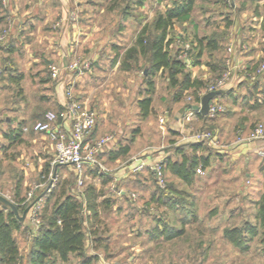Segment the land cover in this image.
I'll list each match as a JSON object with an SVG mask.
<instances>
[{
    "label": "crops",
    "instance_id": "0c3cea01",
    "mask_svg": "<svg viewBox=\"0 0 264 264\" xmlns=\"http://www.w3.org/2000/svg\"><path fill=\"white\" fill-rule=\"evenodd\" d=\"M46 1L8 0L5 5L7 9L5 21V23L7 22L5 25L7 31L4 39L9 38L14 44L9 51L0 50V113L4 111L8 112L3 119L1 118L5 127L0 128V130L2 129L0 134L5 137L4 139L8 143L12 142V140L8 136H5L4 132L9 127L16 126L20 122H25L26 125V123L29 124L32 120H36L37 115L42 112L41 109L45 107L44 103H52L58 111L64 108L67 102V97L63 89L64 81H58V79L66 72L67 68L69 69V64L73 62H70V60L74 59L78 61L81 58L84 61L90 60L88 61L90 63H92L91 60H122V55L127 48L134 44L142 26L151 24L155 17L154 14L149 20L142 23L144 15L138 10L127 8L124 11L115 13L114 23L101 24L96 22L97 19L107 13L103 9L99 11L89 10L86 15L88 19L86 20L87 28L82 32L83 35H81L82 38H80L81 41L79 42L75 36L78 30L82 29L77 24L70 23L66 20L67 16L72 13L70 12V0H55L57 3L56 6L50 3L46 4L49 8L44 7ZM98 1L103 2L104 0H89L91 4H96ZM130 1L132 2L133 0ZM263 1L256 0L257 3L261 4V10L252 9L248 11L247 4L245 7L240 8L239 11H234L232 15L228 10H219V13H223V18L229 15L231 22L225 27L223 24H219V30L213 32V34L218 35L216 38L217 45H221L220 42H222L224 52L227 43L230 41L234 43L235 48L240 46V44L245 46L240 55L238 53L235 55L233 62L236 67L231 73L229 82L211 100L224 105L225 109L223 113H219L213 118L205 119L204 121L199 119L195 114L191 120L186 121L183 113L180 112V109L184 107L183 104L186 102L182 103L181 101V104L178 106L175 105L174 113L173 108L166 105L165 110L167 112L163 116L164 121L160 123L162 128L172 134V137H176L174 142L178 143V145L193 142L190 138V129L188 128L193 123H198L203 127L209 126L215 133L217 137L216 143L197 142L200 146L195 150L196 154H202L208 157V165L204 167V171L207 172L205 179L210 184L193 186L191 184L186 185L180 183L184 185L181 187L174 185V188L171 191L168 190V192L170 195H175V199L171 202H163L160 204L157 202L158 208L167 211L166 216L159 217V220H152L150 226L144 228V231L141 232L139 226H136V224L134 225L137 227V230H134V228H125L124 225L114 223L117 216L121 217L122 212L127 209L126 195L129 189L125 187L126 184L137 182L135 176L126 170L127 166L132 165L133 158L123 168L119 167L114 171L107 168L105 164V162L118 160L120 157L110 158L108 154L118 147L117 138L114 137L113 140L107 142L99 152V160L103 170L99 171L96 175L94 171L85 170L83 173L82 185L80 184L82 187L77 185L73 190V194L84 201L86 199V194L83 191L85 178L102 175H108L110 178L109 190L107 188L105 193H109L111 197L108 207L113 218L110 217V214L107 215L101 212L99 208L101 206L100 203L106 199V194L99 191L100 188L92 184L97 192L94 200L98 204L97 207L99 210L100 237L96 241L91 242V239L87 235L84 249L87 255L97 256L96 264H101V261L107 264H131V258L135 255L139 256L135 252L140 249L142 251L143 248L140 246L141 243L130 244L126 236L135 238L138 241H140V238H143L147 242L149 240L164 242L181 236L185 239V250L188 251L187 255L200 258L211 256L218 247V241L230 244L234 247L235 251L241 250L226 239L223 235V230L227 227H241L245 229L247 226L256 223V220L252 222V219L247 217L241 218L239 222H227L230 221L229 219L237 211L235 207L229 206L230 202H232V197L234 199L238 196L246 202L255 201L249 195L254 191L253 186L244 185L241 182V170L243 171V176L249 179L253 178V173H256L259 179L264 175V157L257 153V149L264 146V140L238 139V131H240V137H245L253 123H264V70L261 72L257 71L258 65L260 64L259 58L261 57L259 48L264 47ZM26 3H30V5L25 6ZM142 3L143 0H138L140 9L143 6ZM164 10L165 7L160 12ZM50 11L54 15L53 18H51ZM212 15V13H209L206 15V18L209 20ZM238 16H240L239 20ZM77 20L81 21L82 17L78 16ZM238 21L241 24H238ZM177 23L182 24L183 29L175 30L177 34L175 37L176 40L179 38L186 40L187 35L191 37L194 35H209L208 33L200 34L201 30L198 28L196 22H193L192 27L188 28H186V25L189 23L188 21L176 22L174 27H176ZM259 31H262L261 37L258 35ZM170 46L172 48L173 43ZM45 60H47V64H54L58 68V75L55 78L51 76L50 68L47 70L49 73L48 80L55 82L52 85L40 80L43 74L41 67L46 64ZM199 62L200 60L197 63ZM197 63L190 62L187 65L185 64L186 68L189 67L188 71L190 72L191 78H195ZM207 63L209 62L205 64L201 63L204 76H207L211 72L210 67H207ZM210 63L213 62L210 61ZM88 69L87 71L90 72L91 67ZM79 70H81L80 67L72 71L70 77H66L70 86H75V79L80 73ZM18 74L21 76L19 81L15 80ZM156 78L157 74L154 76V80ZM73 96L86 104L85 100L76 96L74 93ZM170 101L173 105L176 104V101ZM152 102L151 108L153 105ZM60 122L62 123V121ZM164 122H166L165 125ZM63 124L65 126L67 125L66 122ZM29 131L36 134L31 138V146L36 151L35 153L38 154V151L45 149L51 152V158H53L54 148L48 135L43 132ZM98 131L99 127L97 129L95 127L94 135H92L93 139L96 138L94 136H96ZM27 133L28 131L23 130L20 140ZM104 135L106 134L99 136L102 137ZM37 139L40 140L37 142ZM186 150L190 153L188 149ZM170 152L169 150H159L153 157L150 155L146 156L163 160ZM31 156L33 157L34 155L32 154ZM172 159L178 160L179 154L172 153ZM63 166H69L73 170L70 165ZM219 166L226 167V169L229 168L230 170L229 181L232 183L228 186H217V181L212 180L210 177L214 169ZM200 171L201 168L196 169L194 175L196 181L198 180V172ZM74 175L76 178L75 172ZM256 180L258 181V179ZM180 181L183 182L182 180ZM175 191L177 193L174 194ZM254 192H258V190ZM158 193V190H156L155 197L158 196ZM119 194H123L124 196H120ZM259 194L260 192L258 193V199L261 195ZM252 196L254 195L252 194ZM223 200L224 202H222ZM220 202L223 204H220ZM239 208H243V206L241 205ZM133 209L135 210L134 206ZM85 211L90 217L91 210L85 207ZM177 213L179 214L177 215ZM223 213L226 216L224 221H227L225 225L221 222L223 218H218L219 215H224ZM132 216L135 218L136 215L122 216V220L125 223L130 219L132 221ZM254 218L255 216H253V220ZM172 229H181L182 232L180 235L167 239L166 233L168 234L169 230ZM254 237L248 239L246 235V238L249 240L247 245H249V242ZM118 238H121V242H117L119 240ZM98 241L99 243H103L102 246H106L105 250H109V247L116 245L118 247L116 246L113 251L105 252L102 246H96ZM247 249L248 246L246 247ZM132 251L135 252L132 254Z\"/></svg>",
    "mask_w": 264,
    "mask_h": 264
},
{
    "label": "rangeland",
    "instance_id": "374dc122",
    "mask_svg": "<svg viewBox=\"0 0 264 264\" xmlns=\"http://www.w3.org/2000/svg\"><path fill=\"white\" fill-rule=\"evenodd\" d=\"M99 2L100 1H98L96 4H91L89 0H70V12L72 13L67 16L66 20L70 23L77 24L78 27L82 29H79L75 36L76 40L79 42L81 41L80 38H82L81 35H83L82 32H84L87 28L86 20L88 19L86 18V15L88 14L87 12L89 10L99 11L103 9L107 14L101 15L102 17L98 18L96 22L107 24L115 22V13L124 11L127 8H133L144 15V20L142 21V23H144V21L149 20L154 14L160 12L164 9V7L168 6L171 0H143V6H141V9L139 8L138 0H133L132 2L130 0H104L103 2ZM49 3L54 6L57 5L55 0H47L44 4V7L49 8V6L46 5ZM135 3L137 4L135 5ZM246 4L248 5V11H251L252 9L261 10V4L257 3L256 0H216L214 2L213 0H195V7L192 10V22H189L186 25V28L192 27L193 22H196L198 28L201 30L200 34L208 33L209 37L217 38L218 35L213 34V32L219 30V24H223L225 27L229 25V22H231L229 15L223 18V13H219V10H228L232 15L234 11H239L240 8L245 7ZM29 5L30 3H26L25 6ZM209 13H212L213 15L208 20L206 15ZM110 14H112V16H110ZM50 15L51 18H53L54 15L51 13V11ZM78 16L82 17L81 21L77 20ZM239 17L240 16H238V20ZM6 23L0 25V31L6 28ZM238 24H241V22L238 21ZM174 26L172 30H170L171 32L169 34V38L172 37L171 43H173V47L170 48L169 53L173 55L178 49V42L175 39L177 35L176 31L183 29L182 24L177 23L176 27ZM258 35L261 37L262 31H259ZM186 38V40L182 38L181 39L185 40L191 45V48L188 50V54L190 55V60H193L197 48L194 45L195 43L193 42V36L191 37L187 35ZM256 38L258 39L259 37ZM220 43L221 45L212 49L204 46L202 48L201 56L198 59L200 62L196 64L197 70L195 71L194 77L202 80L206 86L211 84L219 75L223 64V56L226 57L227 55L226 51L224 52L223 43ZM234 49L237 50L238 47L235 48L234 46ZM259 50L261 52V59L259 58L261 62L264 57V47L259 48ZM241 52L242 50H238V55H240ZM144 60L145 58L141 56L135 62L130 61V68L128 69L122 66L123 60H91L92 63L89 62V67H91L90 72L87 71L89 69L79 70L80 73L75 79V86H70L66 79V77H70L71 72L74 71L72 69L70 70V68H67L66 72L60 76L61 78L58 79V81H64V93L66 92L67 88H70L72 94L74 93L76 96H79L85 100L86 106L89 109L95 111L96 129L99 127V131L94 137L98 138L100 137L99 135L111 133L115 138H117V144H129L130 149L127 154L120 156L118 160L105 162L107 168L111 169L112 171L117 170L119 167L123 168V166L126 165L127 162L133 157L145 155H150L153 157L159 150H172L174 145H178V143L174 142L176 137H172V134L168 133L166 129L162 128L160 124L161 122L159 121V117H163L167 112L165 110L166 105L172 107L174 113L176 108L175 105L178 106L181 104L180 100L176 101V104L174 105L170 101V98H172V96L177 91L175 88L169 85L166 78V73H163V71L158 72L157 78L154 80L155 92L153 94V105L151 112L146 117H143L140 114L137 101L143 96L146 86L144 68H146L147 65L145 64ZM45 61L47 62V60ZM72 61L74 62L75 60H70V62ZM78 61L83 62L84 60H81L80 58ZM210 61L216 64V66L215 68H211L207 63V67H210L211 72H209L207 76H204V70L201 68V63L205 64L206 62ZM49 65L50 64H47V67L46 64H44L43 67H41L43 77L47 78L49 76L47 71L49 70ZM188 68L185 70H188ZM47 83L52 85L55 82L48 80ZM191 90L193 89L191 88L188 90V93L185 94H189ZM185 94L182 103L186 102L188 99V95L186 96ZM44 106L45 107L41 109L42 112L45 110H52L58 113V109L52 103H44ZM6 114H8V112L4 111L0 113V119H3ZM2 119L0 120V128L5 127ZM34 121L35 120H32L29 122V124ZM165 124L166 122H164V125ZM188 128L190 129L189 132L191 133L193 130H201L207 127L200 126L198 123H193L192 125L188 126ZM35 135L36 134H33L32 131L28 130V133L25 134L21 140L8 143L5 141V137L0 134V194L13 201L12 197L13 192L16 189V182L18 179L21 180L17 190L19 196L23 198L21 203L25 204L24 208L36 197L40 196L37 200L39 205L37 209V218L41 222V216L46 215L49 212L50 206L54 200L53 193L58 190V187L63 182H65L66 191L73 193V190L77 187V183L74 172L69 166H60L56 171H54V168H51V152L42 149L41 151H38V154L35 153L36 151L31 146V138ZM38 140L40 139H37V142ZM32 154L34 155L33 157L31 156ZM46 163L49 164L50 173L43 171L44 165ZM164 171L167 179V185L173 184L180 187L184 186L183 184H180L184 182H181L176 177L169 175L166 168ZM229 171V168L226 169V167L219 166L214 169L213 174H210V177L212 180L217 181V186H228L232 183L229 181ZM241 174V182L244 185L253 186L254 191L258 190V192L253 191L252 194L254 196L249 194L251 195L250 198H254L255 200L251 202L241 200V198L238 196L234 199L232 197V202H230L229 206L235 207L237 211H235L232 217L229 219L230 221H224V218L226 217L225 213H223L224 215L222 216L217 215L218 218H223L221 222L224 225L227 223L239 222L241 218L244 217L252 219V222L256 220L255 218L253 220V216L255 215L257 208L258 193L260 192L261 194L264 192V180L262 176L259 179L256 173H253V178L250 179L243 176L242 170ZM198 175L199 177L197 181L194 179V176L190 183L184 184L200 186L208 183L205 179L207 172L204 171V168H201V171L198 172ZM109 179L110 178L108 175H105L104 177L93 176L91 178H85L83 187L88 184H94L100 188L99 191L105 193L107 188L109 190ZM136 179L138 183H127L125 186L129 189V192H127L128 196L126 198L127 209L122 212L123 217L128 215L136 216L135 218L132 216L133 220L131 221L130 219L126 223L124 220H122V216H117V218L115 217L116 219L114 220V223L117 225H124L125 228H134V230H137L136 226H139L142 232L144 231V228H148L150 226L153 216L158 214L160 217H165L167 211L158 208L159 206L156 205V201L150 198L151 194L156 192V190H159L150 169L147 168L146 170L137 174ZM256 179H258V181ZM208 184H210V182ZM52 191L54 192L52 193ZM131 192L135 193L136 196L132 197ZM44 193H50V196L45 199ZM105 194L107 199H111L109 193ZM222 202H224V200ZM222 202H220V204H223ZM241 205L243 208H239ZM133 206L135 210L133 209ZM99 208L104 209V212H106L105 214H110L109 207H104L101 205ZM22 211L19 210V213L21 214ZM178 214L179 213H177V215ZM171 215L173 214L171 213ZM110 217L113 218L111 214ZM134 224H136V226ZM32 231L33 230L30 227V220L28 218L27 212L26 217L22 221V226L18 229L12 230L13 237L18 246L17 264L28 263L27 254L31 247V236L33 234ZM259 231L261 232V229ZM143 236L146 237L144 234ZM126 238L129 240L130 244L141 243L140 246L143 248L142 251L141 249L137 252L132 251V254L135 252L139 256H133V258H131L132 260H130L131 264H264V235L260 233L249 242L247 250L235 251L234 247L230 244L218 241V247L214 253L211 256L205 258L187 255L188 251L185 250V239L181 236L164 242L155 240H149V242H147L143 238H140V241H138L130 236H126ZM118 239L119 240L117 242H121V238ZM116 246L109 247V250L104 251H113ZM78 263L79 259L73 254L69 255L68 261L66 262H60L59 260L55 259L54 255H50L47 259V264ZM0 264L4 263L0 261ZM101 264L107 263L101 261Z\"/></svg>",
    "mask_w": 264,
    "mask_h": 264
},
{
    "label": "trees",
    "instance_id": "16d2710c",
    "mask_svg": "<svg viewBox=\"0 0 264 264\" xmlns=\"http://www.w3.org/2000/svg\"><path fill=\"white\" fill-rule=\"evenodd\" d=\"M194 2L195 0H171L163 12L155 14L151 24H145L142 26L134 44L127 48L122 55V66L126 69L130 68V61H137L139 56L145 58L144 61L147 65V67L144 68L146 86L143 96L137 101L140 114L143 117L149 115L152 110L151 102L155 91L154 76L158 72L163 71V73H166L169 85L176 89L177 92H175L171 98L173 101H182L184 94L188 93V90L191 88L193 89L189 92V94H185L186 96L188 95L189 98L183 106L198 103L200 101L199 92L206 90V85L202 80L191 78L190 72L185 70L186 65L184 61L176 57L177 50L174 55L169 53L172 41V39L169 38V32L176 22H192L191 11L193 9ZM6 17V6L4 5L3 0H0V25L5 23ZM193 40L197 51L194 59L191 60L192 63L198 62V58L201 56L202 48L204 46L211 49L218 46L216 38H211L209 35H194ZM13 45V42H11L9 38L4 39L0 41V50L9 51ZM45 63L47 64V62ZM208 64L211 68H215L216 66L214 63L209 62ZM224 67L225 57L223 56V64L219 74L223 71ZM48 77L46 78L41 76L40 80L42 82H47ZM20 78L21 76L18 74L17 79L15 80L19 81ZM45 111L39 113L37 115V119L41 118ZM195 114L202 121L213 118L208 115H202L198 111H196ZM256 123H253L251 128ZM24 125L25 122H20L16 126H11L6 132H4V135L8 136V138L12 141H18L20 140ZM95 127L92 135H94ZM208 127L209 126H207V128ZM197 142L202 141L193 140V142L185 145H174L172 150H169L171 151L170 154L162 160L163 173L166 168L169 175L179 178L184 183H190L196 173V169L204 168L208 165V157L195 153V150L200 146ZM129 149V144H118V147L108 154L110 158H115L127 154ZM186 149H188L190 153H188ZM172 153L179 154V159L173 160ZM96 157L100 162L99 153H97ZM60 166L63 165H58L56 170ZM147 168L148 167L146 166L141 170L131 172V175H134L136 178L137 174ZM49 169V164L46 163L43 171L48 173ZM85 170L94 171L95 175L100 171L99 166L88 163L84 165L83 173ZM102 176L104 177L105 175ZM164 176L166 187L158 190V196L155 197V192L150 195V198L156 201V205L157 202L160 204L163 202H171L175 199V195H170L168 192V190L171 191L174 188V185H167L165 173ZM20 181L21 180L18 179L16 182V189L14 190L12 197V202L16 205L18 211H22L25 206L24 203H21L23 198L19 196L17 190L20 185ZM83 191L86 194L85 201L83 199H79L72 192L66 191L65 182L58 187V190L55 193L52 191L54 200L50 206L49 212L46 215L41 216V222L39 223L38 229L34 231L31 236V247L27 254V264H47V259L50 255H54L55 259L60 262H66L71 254L75 255L79 259L78 264H96L97 256L87 255L85 253L84 245L87 235L89 236V239H91V242L96 241L100 237V218L98 217L99 210L97 207L98 204L94 200L97 196V192L92 184L84 186ZM175 193H177V191H175L174 194ZM119 195L124 196L123 194ZM49 196L50 193H44L45 199ZM106 199H104L100 205L108 207L110 199ZM85 207L91 210L90 217L86 213ZM102 210L103 213H106L104 212V209H101V212ZM254 216L256 223L247 226L245 229L241 227H227L223 230V235L226 239L233 245L239 247L241 250H246V247L248 246L247 243L249 241L248 239L259 233L264 235V192L261 193L260 198L257 201V208ZM159 217L160 216L156 214L152 217V220H159ZM21 226L22 221L18 219L14 212L10 208H2L0 203V261L4 264H17L18 246L13 237L12 230L18 229ZM260 229L261 232L259 231ZM181 232V229L169 230L168 234L166 233V238L168 239L180 235ZM246 235L248 236V239L246 238ZM102 245L103 243H99V241L96 244L97 247ZM102 247L105 250L106 246Z\"/></svg>",
    "mask_w": 264,
    "mask_h": 264
},
{
    "label": "built area",
    "instance_id": "2783aa9c",
    "mask_svg": "<svg viewBox=\"0 0 264 264\" xmlns=\"http://www.w3.org/2000/svg\"><path fill=\"white\" fill-rule=\"evenodd\" d=\"M7 0H3L4 5H6ZM7 28L0 31V41L4 39ZM177 39L178 49L176 52V57L184 61L187 65L191 62L188 50L191 45L184 41ZM244 45L240 44L238 49H234V43L232 41L228 42L226 45V57H225V67L223 71L214 79V81L206 86L205 91H200L199 96L207 91L216 90L223 88L227 85L230 80V76L236 65L233 60H235V55L238 50H243ZM88 69L89 62L87 61H74L69 64V68L75 69ZM51 76L55 78L58 75V68L54 64L49 65ZM264 70V57L260 64L258 65V72ZM65 95L67 97V102L61 111L55 112L52 110H47L44 112L43 116L30 124L23 126V130H33L36 132H43L50 138L53 148L54 157L52 158L50 165L54 168L56 165H70L72 166L76 174V183L80 185L82 183L83 171L85 164L97 165L100 171L103 170L100 162L97 160V153H99L105 144L113 140L114 136L112 134H106L102 137L93 139L92 132L96 124L95 111L89 109L86 104L79 101L72 94L70 88L66 89ZM189 98V96H188ZM195 104H199L195 103ZM225 109L224 105L219 102H209L208 112L206 115L209 117H214L216 114L223 112ZM197 110L188 109L183 112V117L186 121L191 120L195 115ZM62 121V123L60 122ZM162 123L164 121L163 117L159 118ZM67 123L65 126L63 123ZM193 130V129H192ZM239 138L245 140H264V123H256L246 134L245 137H240V131H238ZM190 138L194 141H202L210 144L216 143L215 133L209 129L204 128L201 130H193L191 132ZM258 155L264 157V146L257 149ZM133 162L131 166H127L126 170L130 172H135L141 170L144 167H148L155 179V183L159 189H164L166 187L165 176L163 173V163L162 159H153L148 156L133 157ZM50 173V172H49ZM52 183V182H51ZM49 189V188H47ZM132 197L136 194L131 192ZM38 201H36L28 211V218L30 220V227L32 232L38 229L40 221L37 218Z\"/></svg>",
    "mask_w": 264,
    "mask_h": 264
},
{
    "label": "water",
    "instance_id": "95a60500",
    "mask_svg": "<svg viewBox=\"0 0 264 264\" xmlns=\"http://www.w3.org/2000/svg\"><path fill=\"white\" fill-rule=\"evenodd\" d=\"M222 91V89H216V90H210L205 93H203L200 97L199 104H188L187 106H184L183 108L180 109V112H185L188 109L191 110H197L200 112L202 115H206L208 112V106L209 102ZM58 165L54 167V171H56ZM40 197V196H39ZM39 197H36L32 202H30L22 211L20 214L16 205L8 199L6 196L0 194V203L2 208H10L14 214L18 217L20 221H23L24 218L26 217L27 212L29 211L30 207L38 200Z\"/></svg>",
    "mask_w": 264,
    "mask_h": 264
}]
</instances>
